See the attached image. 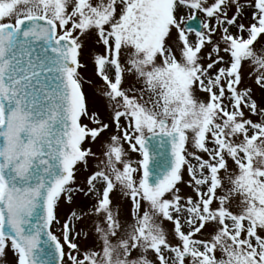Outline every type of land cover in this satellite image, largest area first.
<instances>
[{
    "label": "snow or ice",
    "instance_id": "1",
    "mask_svg": "<svg viewBox=\"0 0 264 264\" xmlns=\"http://www.w3.org/2000/svg\"><path fill=\"white\" fill-rule=\"evenodd\" d=\"M9 252L264 264V0H0Z\"/></svg>",
    "mask_w": 264,
    "mask_h": 264
},
{
    "label": "rangeland",
    "instance_id": "2",
    "mask_svg": "<svg viewBox=\"0 0 264 264\" xmlns=\"http://www.w3.org/2000/svg\"><path fill=\"white\" fill-rule=\"evenodd\" d=\"M85 75H91V65H90V64H89V70H88V72L85 73ZM86 91H88L89 94L91 95V90H90V89L86 88ZM260 97H261V93H260L259 91H257V92H256V98H257V100H259ZM94 150H96V149H94ZM181 187H182L185 191H187L186 186H181ZM113 199H114V200L117 199V197H116L115 194H113ZM80 203H81V206H82V207L87 208V207L90 206L91 201H86V200H83V198H81V199H80ZM70 210H71V209H70L69 207H67V206H62V207H61V215H62V217H63V216H66V214H67ZM82 246H83V245H82ZM12 259H13L12 253L9 252V253H8V256H7V260L9 261V264H11Z\"/></svg>",
    "mask_w": 264,
    "mask_h": 264
}]
</instances>
